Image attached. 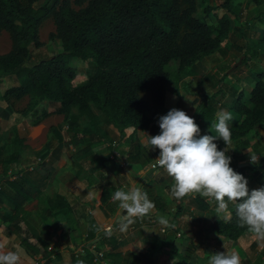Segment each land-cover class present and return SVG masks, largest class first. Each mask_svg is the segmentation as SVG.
I'll return each instance as SVG.
<instances>
[{
  "label": "trees",
  "instance_id": "1",
  "mask_svg": "<svg viewBox=\"0 0 264 264\" xmlns=\"http://www.w3.org/2000/svg\"><path fill=\"white\" fill-rule=\"evenodd\" d=\"M197 1L0 0V35L7 32L12 43L10 52L0 55V79L14 76L19 81L5 90L3 100L11 107L29 97L23 114L35 111L39 100L56 105L54 112L43 110L37 115L34 125L52 114L69 120L74 110L92 122L99 111L121 135L129 129L138 134L147 131L165 110L171 78L166 67L172 61L179 63V71L193 67L219 52L230 34L227 16L219 18L216 26L199 19ZM251 2L264 4V0ZM49 19L56 28L49 39L60 42L62 52L48 56L47 62L39 59L33 63L34 50L44 45L41 27ZM70 58L82 59L92 67L82 84L74 85L77 71L70 65ZM146 94L151 101L146 100ZM233 95L231 110L241 121L230 127L231 142L246 138L264 123V72L257 74L251 90V108L245 104L242 91ZM53 133L61 139L59 131ZM12 142L15 154L0 160V177L8 186L5 191L0 189V222H9L12 234L23 241L24 206L34 200L43 202L49 176L37 177L35 170L18 169L13 162L24 147V139L16 136ZM215 142L219 150L227 147L222 140ZM61 150V146L55 148L50 160L59 158ZM245 171L237 169L238 174ZM260 188H264V180ZM213 229L227 241H237L248 233L238 226L235 208L229 220L217 219ZM103 260L117 263L105 253Z\"/></svg>",
  "mask_w": 264,
  "mask_h": 264
},
{
  "label": "crops",
  "instance_id": "2",
  "mask_svg": "<svg viewBox=\"0 0 264 264\" xmlns=\"http://www.w3.org/2000/svg\"><path fill=\"white\" fill-rule=\"evenodd\" d=\"M5 33L10 38L7 32H3L0 36ZM11 48L12 43H10L9 50L0 55L7 54ZM222 78L223 76H218V79ZM0 81L4 84L7 81V88L19 84L14 76L0 79ZM4 84H0L2 86L0 88L1 108L8 106L2 98L7 89ZM254 85L250 87L249 99ZM179 88L180 91L177 90L176 96L171 97L169 87H167L165 110L160 116L166 115L173 108L183 110L198 124L201 135H214L213 122L210 123L211 120L208 122L206 119H213L216 110L224 106L223 102L229 104L231 101V108L234 101L231 99L235 91L231 88L221 89L220 86L212 87L210 91H213V99L208 101V98H205L201 102V98L196 96L198 89L195 86ZM191 89L193 93L189 94L188 90ZM146 100L151 101V96L148 95ZM244 100H246L245 97ZM204 103L206 104V108L204 107V118L206 119L196 116ZM211 105H216V109L213 110L214 107ZM72 115H75V112ZM232 116L229 127L241 121L238 114L235 113ZM80 125L84 132L81 135L84 137L80 140L84 151L79 158L82 166H77V168L63 166V180H56L60 191L54 193L56 200L52 198L51 201L52 247L48 249L51 255L49 262L46 260L45 264H98L95 261V255L101 251H104L107 257L110 256L113 262H117L116 264H208L212 254L232 251L239 254L241 264H264V241L256 239L249 233H245L237 241H227L215 233L213 226L217 219L227 221L231 217V214L229 216L217 215L215 201L199 198V195L176 200L170 195L171 178L158 166L157 169H153L155 159L159 156V150L152 151L145 143L147 135L155 136L160 133L158 120L143 133L138 134L133 129H129L125 135H121L114 126L108 125L101 114L97 115L92 122L88 118L86 121H81ZM250 134L227 146L229 150L227 155L231 157L230 167L235 172H237L238 164L241 169L249 165L241 162L248 154V150H242L240 146ZM61 140H57L59 145L55 148L61 146L63 150ZM113 144L117 148L114 152L111 148ZM62 150L55 161L50 160L52 158L45 160L52 161V163L59 161L63 155ZM234 157L238 161L236 165L233 164ZM55 166L52 169V184L58 168ZM44 168L43 165H37L34 175L49 176V173L45 171V174L41 173ZM246 172L241 173L245 179H247ZM133 184L143 188L150 200L154 202L155 209L151 215L137 218L126 232H121L118 222L121 210L111 196L116 190H128ZM248 188L251 187L248 186ZM258 188L259 185L251 189L257 190ZM35 201L37 210H34L32 215L24 206L25 214L21 221L29 227H25V240L22 241L12 234L9 222L5 224L0 222V232H4V240L9 237L20 239L22 250L29 255L33 252L28 249L35 248V244L31 245L30 242H26L28 236L34 235L28 221L33 220L32 222L35 223L34 215H38L39 210V216H41L42 211L45 212L41 206L44 208L47 206V201H43L42 204L39 200ZM233 208L235 205L229 204L230 213ZM160 217L166 218L169 223L161 224ZM111 233H113L112 237ZM45 236L49 237L48 234ZM80 246L86 247V254L80 258H75L67 250L70 247L69 250L72 252L75 247ZM36 253L39 254L40 251L36 249ZM24 257L22 258L23 264L35 263L31 257Z\"/></svg>",
  "mask_w": 264,
  "mask_h": 264
},
{
  "label": "rangeland",
  "instance_id": "3",
  "mask_svg": "<svg viewBox=\"0 0 264 264\" xmlns=\"http://www.w3.org/2000/svg\"><path fill=\"white\" fill-rule=\"evenodd\" d=\"M225 5H227V7H225ZM197 7L198 12L196 16L202 21L215 26L218 24L219 18L227 16L231 22L230 34L223 41L219 52L212 56L204 57L193 67L179 71V63L177 61H172L166 67V70L171 76L168 86L171 97L176 96L177 90L179 89L180 91L179 87L195 86V88L198 89L196 96L201 98L200 101L203 102L205 98H208V101H210L211 98L213 99V91H210L211 88L220 86L221 89L231 88V90H234L236 93L243 91L244 97L246 98L244 102L249 107H252L249 99L250 87L252 84L256 83L257 74L264 72V4L256 6L251 0H198ZM55 30V24L52 19L47 20L42 25L40 38L44 45L42 48L34 50L33 63L39 61V59L43 60L48 56L62 52L61 43L58 41H50L49 39L50 34L54 33ZM10 43L11 40L6 33L0 36V54L9 50ZM69 63L77 71L74 85L85 82L92 67L79 58H70ZM218 76H223V78L218 79ZM0 84L4 83L0 81ZM6 85H8L7 81L4 86ZM1 87L0 85V88ZM188 92L189 94L193 93L192 89L188 90ZM145 97H148V94H146ZM179 99L182 98L179 97ZM231 100H235V97ZM29 103L30 98L27 97L23 101L13 103L11 107H0V160L15 154L12 140H14L16 135L24 139V147L20 149L21 152L17 160L15 159L16 157H14L16 161L13 163L16 164L18 169H26L28 165L35 164L39 158L42 159L40 165L45 166V168L41 173H49L50 177V185H48L47 190L43 193V201H47V206L46 208L41 206V209L46 213L42 211L41 216H39L40 212L38 210L39 214L34 215L35 223L32 222L33 220L28 221V225H31V230L34 234V238L33 236H28L26 238V242H30L31 245L35 244V248L28 249L32 250V255L26 254L22 250L23 246L20 245V239L16 237L11 239V237H9L4 240V232H0V244H3L6 250L18 251L21 258L24 256L28 258L31 257L34 262L36 259L41 258L49 262L48 259L51 254H49L48 249L52 247L51 201L52 198L56 200L54 193L60 191L56 180H63V166H66V168H77V166H82L79 158L83 155L84 151L82 150V143L80 140L83 139L84 136L81 135L84 132H82L80 122L86 121L87 117L78 110H74L75 115L69 120H65L62 115L52 114L40 124L34 125V120L37 115L43 110L54 112L56 105L50 104L44 100H39L35 111L23 114L29 106ZM223 103L224 106L218 108L216 113L223 109L235 114L230 108L231 101L229 104L226 102ZM206 104H208V102ZM206 104H203L196 116H201L202 119L205 117L204 107L206 108ZM215 106L211 105V107H214L213 110L216 109ZM96 113L97 115L101 114L99 111H96ZM215 115L213 119H204L208 120V122L211 120L210 123L213 122L212 124H214ZM70 126L72 127L70 128ZM55 130L59 131L61 135L63 155L59 161L52 163V161L47 162L45 159H49L55 147L59 145L57 141L58 138L53 133ZM248 137L249 138L243 141L240 146L242 150H248V154L245 157L246 160L242 159L241 162L252 165V167L243 166V168L247 171L246 180L248 181V186L256 188L260 182L264 180V123L255 131H252ZM112 148L114 150L117 149L115 146H112ZM237 148L239 149V146ZM114 150H112V152H114ZM237 151L240 152V150ZM250 154L258 156V163L250 162ZM233 160V164L236 165L238 163L237 158L234 157ZM54 166L58 168L52 184V169ZM237 169H241L239 164ZM10 171L11 170L7 172V177H9ZM1 172L3 173L2 168H0V174ZM60 175L62 176L60 177ZM7 187L5 179L0 178V189L4 188L5 191ZM42 203L43 202H41V204ZM25 208L28 209V212L32 215L31 213L37 210L36 201L27 203ZM45 234H48L49 237H46ZM34 239H36L37 242ZM69 248H67L68 252L75 258L81 257H76V251L72 250L71 252ZM75 248L78 249L77 247ZM36 249L40 251L39 254L36 253ZM23 261L24 260H22V262ZM45 263L47 262L45 261Z\"/></svg>",
  "mask_w": 264,
  "mask_h": 264
},
{
  "label": "clouds",
  "instance_id": "4",
  "mask_svg": "<svg viewBox=\"0 0 264 264\" xmlns=\"http://www.w3.org/2000/svg\"><path fill=\"white\" fill-rule=\"evenodd\" d=\"M232 113L220 110L212 127L214 135H201L195 120L185 111L173 108L158 118L160 133L147 135L150 150H159L155 166L163 169L171 178L170 195L176 200L199 195L213 200L217 215L229 216V204L235 205L238 226L256 239L264 241V188L249 191L248 181L230 167L228 147L219 150L216 140L226 146L231 143L229 122ZM250 162L258 163V156L250 154ZM111 199L121 210L119 229L126 232L137 218L153 212L155 204L142 187L133 184L128 190H116ZM160 223L169 221L160 217ZM0 264H23L18 251H9L0 244ZM208 264H241L237 252L212 254Z\"/></svg>",
  "mask_w": 264,
  "mask_h": 264
},
{
  "label": "built area",
  "instance_id": "5",
  "mask_svg": "<svg viewBox=\"0 0 264 264\" xmlns=\"http://www.w3.org/2000/svg\"><path fill=\"white\" fill-rule=\"evenodd\" d=\"M113 146H115V144H113ZM42 162V159L39 158L35 164H32V165H28V167H26L27 170H30V171H34L37 167V165H39L40 163ZM25 169V170H26ZM153 169H157V166L153 165ZM78 249L74 248V250L76 251V257H79V256H82V255H85L86 254V247L85 246H81V247H77ZM103 257H104V252H99L95 255V261L99 264H107L106 261L103 260ZM43 259L39 258V259H36L35 263L34 264H44L46 259Z\"/></svg>",
  "mask_w": 264,
  "mask_h": 264
},
{
  "label": "water",
  "instance_id": "6",
  "mask_svg": "<svg viewBox=\"0 0 264 264\" xmlns=\"http://www.w3.org/2000/svg\"><path fill=\"white\" fill-rule=\"evenodd\" d=\"M49 60H50V58H46V59L43 60V62H47ZM245 166H247V165H245ZM248 166L252 167V165H250V164Z\"/></svg>",
  "mask_w": 264,
  "mask_h": 264
}]
</instances>
